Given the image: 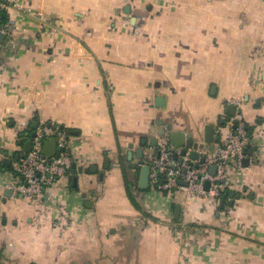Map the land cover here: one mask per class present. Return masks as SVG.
I'll return each mask as SVG.
<instances>
[{
	"label": "crops",
	"instance_id": "crops-1",
	"mask_svg": "<svg viewBox=\"0 0 264 264\" xmlns=\"http://www.w3.org/2000/svg\"><path fill=\"white\" fill-rule=\"evenodd\" d=\"M17 1L25 33L0 44V264H264V0ZM231 106L252 145L219 200L138 189L137 150L155 158L161 127L211 153ZM35 122L68 133L76 170L31 203L4 185Z\"/></svg>",
	"mask_w": 264,
	"mask_h": 264
},
{
	"label": "built area",
	"instance_id": "built-area-1",
	"mask_svg": "<svg viewBox=\"0 0 264 264\" xmlns=\"http://www.w3.org/2000/svg\"><path fill=\"white\" fill-rule=\"evenodd\" d=\"M12 12L25 14L27 11L17 0H0V36L9 44L25 33V29L12 17ZM228 127L230 131L213 152L199 151V156L204 158L202 164L190 160L188 154L182 156V150H175L167 138H159V157L150 163V184L165 193L181 191L188 198L219 200L224 192L223 182L227 167L233 165L243 169L247 151L252 145L240 114L235 113ZM33 133L34 137L29 139V153L14 163L7 173L8 179L4 185L13 196L31 203L41 201L49 187L69 177L74 163L70 136L64 129L54 123H40ZM50 139H55L59 148L58 156L52 158L43 154L44 143ZM173 155L177 158L173 159ZM211 166L216 168L213 176L209 172ZM207 182L209 185L206 189Z\"/></svg>",
	"mask_w": 264,
	"mask_h": 264
},
{
	"label": "water",
	"instance_id": "water-1",
	"mask_svg": "<svg viewBox=\"0 0 264 264\" xmlns=\"http://www.w3.org/2000/svg\"><path fill=\"white\" fill-rule=\"evenodd\" d=\"M3 36H0V44L3 43ZM160 102L161 99H158L157 102ZM230 112V116H234V112H235V108L233 106L229 107ZM37 127V123H33L32 124V130H35ZM172 128L169 126L166 128V130L161 127L157 133V137L150 139L149 141V146L151 148H156L157 149V141L159 138H167L169 144L176 150V149H181V155L185 156L186 154H188V157L190 160L192 161H199V163H203L204 162V158L199 156V151L202 150L204 151L206 149V146H208L209 144V140H206V142L204 144H198V143H193V140L188 137L186 138L184 136V134L180 133V132H171ZM207 133L210 134V128L206 129ZM169 133H167V132ZM34 133L32 132L30 134V137H34ZM28 136V135H27ZM54 147V150L52 153H50L49 151V147L50 146ZM143 146L146 145V142L142 143ZM31 149V141L28 140L24 145H23V156H25L27 153H29ZM58 152H59V148L57 147L56 144V140L55 139H50L49 141H46L44 143V148H43V154L45 156H47L48 158H52L54 156H58ZM144 154L142 152L141 149L137 150V158L139 159V162L136 163L135 165H133L134 168L139 167V176H138V189L141 191H147L150 187V180H149V175H150V163L152 162V160H154L155 158L159 157V153L157 151V155L155 158L150 159V161L145 160L143 157ZM173 159H176L177 156L173 155L172 156ZM18 159V157L16 158ZM247 161L244 162V164H246ZM10 162L9 163H5L6 166H10ZM71 170L75 171L76 170V163H73L71 166ZM95 168H93L92 171H94ZM78 172L81 173V170L78 169ZM210 174L213 176L216 172V168L214 166H211L209 169ZM73 187L77 186V180L73 179ZM209 183L207 182L205 184V188H208ZM7 195H11V191H6ZM21 198V197H20ZM223 203H221L222 205ZM180 215V207L177 206L176 210H175V218L178 219Z\"/></svg>",
	"mask_w": 264,
	"mask_h": 264
},
{
	"label": "trees",
	"instance_id": "trees-1",
	"mask_svg": "<svg viewBox=\"0 0 264 264\" xmlns=\"http://www.w3.org/2000/svg\"><path fill=\"white\" fill-rule=\"evenodd\" d=\"M246 129H247V131L249 132V128L246 127ZM30 133H32V132H30ZM249 133H250V132H249ZM29 136H30V135H29ZM9 171H10V170H9ZM9 171H8V172H9Z\"/></svg>",
	"mask_w": 264,
	"mask_h": 264
}]
</instances>
